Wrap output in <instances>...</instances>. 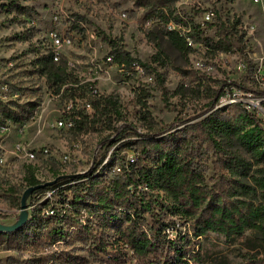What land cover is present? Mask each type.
Returning <instances> with one entry per match:
<instances>
[{
  "label": "rangeland",
  "instance_id": "374dc122",
  "mask_svg": "<svg viewBox=\"0 0 264 264\" xmlns=\"http://www.w3.org/2000/svg\"><path fill=\"white\" fill-rule=\"evenodd\" d=\"M11 1L0 0V100L10 106L35 101L37 110L25 123L8 121L0 126V225H16L25 215L28 221L35 206L47 200L62 213L64 196L58 186L66 175L87 172L107 160L114 164L110 175L118 171L117 145L104 144L111 130L96 125L90 131H77L59 125L65 100L48 86L37 59V53L44 54L51 46L53 33L73 37L61 52L59 64L80 78L96 81L101 94L114 95L123 116L141 132L148 130L151 118L155 125L203 118L213 99L212 90L225 82L264 88V62L260 59L264 57V0H179L176 13L183 26L204 24L205 34L216 38L219 16L224 20L240 17L245 32L243 42L235 40L232 51L215 53L197 43L188 56L166 35L163 21L146 16L139 0H16L34 10L21 16L7 11ZM204 8L215 10L211 21L204 19ZM75 24L82 29L74 31ZM120 37V44L145 64L132 73L106 60L109 38ZM155 54L160 55L159 62L153 61ZM235 102L250 104L249 110L264 125L262 98L238 88L232 93L225 89L218 106L231 109ZM144 114L146 118H142ZM19 145L24 148L19 149ZM236 149L253 159L243 147ZM127 154L126 149L120 152V156ZM32 173L40 181L39 187L28 185ZM212 173L211 169L208 175ZM146 192L161 217L176 222L178 230H167L170 236L191 234L190 224L165 215L167 209L161 206L156 189ZM163 204L167 206L166 201ZM80 215L85 224L87 215ZM148 218L152 219L151 213ZM59 225L63 237L56 241L25 245L4 238L0 264H45L40 262L43 256L64 263L59 257L66 255L84 258L82 264H138L133 252L124 246L114 244L107 247V253H93L92 239L73 237L70 223ZM200 248L204 264H241V254L247 250L241 239L229 241L217 233L201 238Z\"/></svg>",
  "mask_w": 264,
  "mask_h": 264
},
{
  "label": "trees",
  "instance_id": "16d2710c",
  "mask_svg": "<svg viewBox=\"0 0 264 264\" xmlns=\"http://www.w3.org/2000/svg\"><path fill=\"white\" fill-rule=\"evenodd\" d=\"M178 1L139 0V3L145 8L146 16L158 18L166 27L170 22L181 28L190 27L185 33L166 30L169 39L186 56L193 50L187 37L215 53L232 51L235 40L243 42L245 32L239 28L240 17L224 20L219 16L213 38L205 34L204 24L181 25L176 13ZM6 8L18 16L31 15L34 11L16 0ZM72 29L82 28L75 24ZM120 42L121 37L109 38L110 54L115 62L128 68L134 62L145 65ZM37 54L39 69L55 93L68 85L64 96H81L93 106L92 115L80 112L74 130L90 131L96 125L111 130L104 144L117 145L120 170L110 175L114 165L111 162L81 174L64 176L58 186L60 195L64 196L62 213L49 200L39 203L21 227L0 231V243L4 238L25 245L59 240L63 237L59 223L64 221L74 227L73 237L92 239V252L96 254L107 253V247L115 244L130 249L138 264H204L200 239L217 233L229 241H243L247 250L241 254L244 259L241 264H264V125L246 104L235 102L231 109L218 106L225 89L232 93L237 88L253 93L264 103V88L225 82L221 88L212 90L213 99L203 118L167 125L152 124L151 118L148 130L141 132L123 116L114 95L99 93L93 83L82 84L64 64L54 61L52 53ZM152 59L159 62L160 55L155 54ZM36 110L35 101L10 106L0 100V126L8 121L25 123ZM118 121L120 125L116 124ZM236 147L246 149L253 159L244 157ZM123 149L135 153L134 161L128 162L125 156H120ZM211 169L213 173L208 175ZM27 182L34 188L40 183L33 173ZM148 189L158 191L161 206L167 209L165 215L177 216L190 224L191 234L179 232L175 237L168 234L170 228L178 230L176 222H166L161 217L146 192ZM165 201L167 206L163 204ZM46 208L49 213L45 212ZM82 213L87 215L85 224L79 218ZM76 220H80L79 224ZM55 259L43 256L40 262L82 264L84 260L68 255L59 257L64 263Z\"/></svg>",
  "mask_w": 264,
  "mask_h": 264
},
{
  "label": "built area",
  "instance_id": "2783aa9c",
  "mask_svg": "<svg viewBox=\"0 0 264 264\" xmlns=\"http://www.w3.org/2000/svg\"><path fill=\"white\" fill-rule=\"evenodd\" d=\"M256 2H258L259 0H255ZM215 10L213 8H204V19L206 21H211L214 17H215ZM234 19V17H233ZM232 19V20H233ZM79 25V24H78ZM80 27V25H79ZM167 28L170 30L176 29V30H180L182 33L185 32H189L191 29L190 27H182L179 25H176L173 22H170L167 24ZM184 28V29H183ZM239 28H242V23L239 25ZM183 29V30H182ZM186 29V31H184ZM188 29V30H187ZM242 30V29H241ZM77 31L78 30H74ZM72 39L73 37L71 36H65L63 34L60 33H53L51 35V46L46 48L44 50V54H48V53H52L53 54V59L55 62L59 63V61L61 60V52L63 51L64 47L66 44H71L72 43ZM187 40L189 42L190 45H195L197 43H194L193 40L191 39V37H187ZM111 51V48H110ZM262 63L264 62V57H260ZM106 60L111 63V64H117L120 67H122L126 72H133L136 69H140L142 67V65L138 62H134L133 63V67L128 68L125 67L124 65H120L117 62L114 61L113 56L110 54L106 57ZM78 76V75H77ZM78 78L80 79L81 83H93L95 84L96 90L100 93L96 81H92V80H86L83 78H80L78 76ZM68 85H64L61 89L60 93H55L57 96L61 97L62 99L65 100L64 103V107H63V113L61 116V119L59 120V125H61L62 127H66V128H71L74 129L75 124H76V120H79L81 118L80 112H84L87 113L89 115L93 114V106L92 104L87 101L86 98H83L81 96H75V97H68V96H64V91L66 89ZM7 84H4V88H7ZM247 107L249 108L250 104H246ZM24 148L23 146L19 145V149ZM128 151V150H126ZM31 156H33V152H31ZM126 161L128 162H132L134 161V159L136 158V155L134 152L132 151H128V154L126 155ZM109 160H107L105 163H102L100 167H102L105 164H108ZM118 171L120 170V167H117ZM47 212L49 213L50 211L47 210Z\"/></svg>",
  "mask_w": 264,
  "mask_h": 264
},
{
  "label": "water",
  "instance_id": "95a60500",
  "mask_svg": "<svg viewBox=\"0 0 264 264\" xmlns=\"http://www.w3.org/2000/svg\"><path fill=\"white\" fill-rule=\"evenodd\" d=\"M27 215H25L26 218ZM24 218V220H22L21 222L17 223L16 225L13 226H4V225H0V231H12V230H16L19 227H21L24 222L26 221V219Z\"/></svg>",
  "mask_w": 264,
  "mask_h": 264
}]
</instances>
